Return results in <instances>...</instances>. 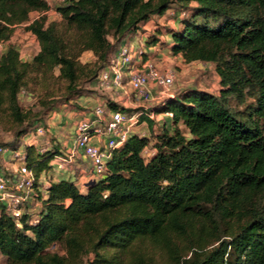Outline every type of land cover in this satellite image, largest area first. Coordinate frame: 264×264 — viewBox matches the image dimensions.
<instances>
[{
    "label": "trees",
    "instance_id": "16d2710c",
    "mask_svg": "<svg viewBox=\"0 0 264 264\" xmlns=\"http://www.w3.org/2000/svg\"><path fill=\"white\" fill-rule=\"evenodd\" d=\"M173 8L170 40L157 31L146 44L214 64L219 94L189 88L158 102L151 111L172 117L152 157L150 138L131 134L85 190L73 177L50 180L36 223L26 212L18 225L0 200L5 264H264V0H68L60 23L44 0H0V43L22 25L40 44L31 62L13 45L0 58V129L13 133L0 145L16 150L50 112L99 89L123 40ZM86 52L95 60L82 62ZM22 92L38 109L21 107ZM25 147L39 180L60 152Z\"/></svg>",
    "mask_w": 264,
    "mask_h": 264
},
{
    "label": "built area",
    "instance_id": "2783aa9c",
    "mask_svg": "<svg viewBox=\"0 0 264 264\" xmlns=\"http://www.w3.org/2000/svg\"><path fill=\"white\" fill-rule=\"evenodd\" d=\"M44 1L50 5V10H53L50 4L51 0ZM67 3L68 0H58L55 12L59 17H62V15L57 11V8ZM138 58L140 60L136 61V53L131 45H123L119 57L116 60H111L107 69L101 74L99 89L113 95L121 93L126 89L124 76L128 74L127 84L130 90L140 94L146 100H150L152 97L149 90L151 85L162 89L163 99L172 97L173 73H162L150 59H143L142 53ZM142 114L143 112H138L128 115L121 109H110L107 102L98 104L90 117L80 120L76 125L74 146L70 154L55 157L53 161L59 162L62 168L70 157L72 158L74 155L81 153L91 166L90 175L86 177L87 182L97 180L104 176L107 171V162L112 157L114 150L128 139L131 135L130 128L138 122ZM149 117L156 119L155 112H150ZM163 117H172V113H163ZM47 133L45 126H39L35 130L36 137L46 136ZM36 137L33 138L34 141ZM10 150L12 149L0 147V155L9 154ZM10 157L12 162L18 166L13 171L0 169V200L20 225V219L23 214L29 211L26 210V207L33 197H38L41 194L43 198L47 196V188L51 177L46 173L37 180L33 168L26 163L25 150L24 152H15ZM28 213L30 214V212ZM30 222L36 223L37 216L35 218L31 216Z\"/></svg>",
    "mask_w": 264,
    "mask_h": 264
},
{
    "label": "rangeland",
    "instance_id": "374dc122",
    "mask_svg": "<svg viewBox=\"0 0 264 264\" xmlns=\"http://www.w3.org/2000/svg\"><path fill=\"white\" fill-rule=\"evenodd\" d=\"M53 7V11L48 12L47 18L49 21H55V22H62V17L55 12L56 7L58 4V0H51L50 3ZM194 5V3L192 4ZM55 9V10H54ZM40 15L37 13L31 14L32 19L38 18ZM179 18H180V12L173 8L169 10L165 15L161 17H154L151 19L150 22L145 24L139 31H137L135 34L130 33L124 40L123 44L131 45L133 47V50L136 53V61L139 60L138 57H140V54L142 53L143 59H150L155 66L162 72V73H173L174 75V84L171 87V92L173 94H177L182 90H186L189 88H197L201 90H206L210 93L219 94L220 91V79L218 74L215 70V65L210 63H203V62H192L187 63L184 58L181 55H174L170 49L169 46H163L161 44H158L156 46H152V49H149V46L146 44L147 38L151 35L156 33L157 31H162L163 35L160 37L163 41H169L170 37L166 35L167 30L170 28L179 27ZM168 37V38H166ZM112 41V38H110ZM10 45L15 46L21 53V56L23 59L32 60L40 51V44L37 38L31 33L28 32L25 29V26H18L15 29V33L11 40L9 42L0 43V58L1 56L7 51L8 47ZM119 46L115 49L117 51ZM93 59V55L91 53H84L80 60L82 62H89ZM129 79V75L125 74L124 80L126 89H124L120 94L126 95L127 97L131 98V100L136 99V103H134V108H130L133 110V112L128 113V115H132V113H150L153 109V107L160 102L164 95L161 94V88L151 85L149 87L150 93H151V99L146 100L144 97L140 96V94L136 92H132L130 90V87L127 84V81ZM94 91H87L85 94H93ZM120 95V96H121ZM113 98V97H112ZM114 99H116L114 97ZM122 102V100H121ZM120 105V103H117ZM20 105L24 109H30L35 108L38 109V98L35 94L25 92L20 95ZM124 107L122 104L120 105ZM127 108V107H124ZM55 111H53L54 113ZM139 117L138 122L133 126L137 127L142 125L141 128H139V134L140 135H146L150 138L151 143L147 150L144 152L145 158L152 157L154 153V149L152 147L154 142V134L158 133L161 130V125L158 126V122L163 121V119H159L158 122H156V119L154 120V128L153 126L150 127V132L148 130V121H141ZM152 120V119H151ZM35 130L30 132L28 135H26L24 138L21 139L19 147L16 150H10L11 152L7 154V156H12L15 152H24L25 146L28 143L29 139L35 138ZM13 140V133L11 131H5L0 129V144H5L7 142H11ZM3 146V145H2ZM1 147V145H0ZM60 154H57L55 157H59ZM2 156V155H0ZM82 166L84 165L86 167L85 175L91 170L88 168L86 164L83 163L82 160H80ZM91 172V171H90ZM81 185V184H79ZM85 186V185H84ZM82 186V188H84ZM85 190V188H84ZM40 201L37 196H34L30 204L26 207V210H29L31 216L35 218L37 216V212L40 208ZM164 260L167 259V257L162 256ZM1 263L5 264V259L0 258Z\"/></svg>",
    "mask_w": 264,
    "mask_h": 264
},
{
    "label": "crops",
    "instance_id": "0c3cea01",
    "mask_svg": "<svg viewBox=\"0 0 264 264\" xmlns=\"http://www.w3.org/2000/svg\"><path fill=\"white\" fill-rule=\"evenodd\" d=\"M152 48L153 47H149V49ZM86 53H91V52H86ZM22 60L31 62L33 59L27 60L22 58ZM94 60L95 58L93 56V59L90 60L89 62ZM91 89H94L95 93L84 94L76 98L75 100L69 102L68 104L61 105L55 110L54 113L50 112L45 117L44 122L41 124L47 128L48 133L46 134V136L36 137L35 141H34L35 138L34 139L31 138L28 140L27 145H34L37 149L41 151L49 150L51 148H56L60 152L59 157L69 155L74 146V134L76 130V125L80 120L90 117L92 111L98 104L107 101H112L115 103H120V105L122 104L124 107H127L129 109L135 107L133 105H135L134 103H136V99L131 100V98L127 97L126 95H121L120 93L113 95L110 93L102 92L97 88L96 85H93ZM114 97L116 99H114ZM155 114H156V120H155L156 122H158L160 118L163 119V113L157 112ZM160 125L161 126L163 125L162 120L161 122H158V126ZM141 127L142 125L137 127L132 126L130 128V134H139V128ZM153 128H154V124H153ZM148 130L150 132V127L148 128ZM80 160H82L83 163L86 164L89 169H91L89 162H87V160L80 153L74 155V157L72 158L70 157L69 161L66 162L62 168L60 167L59 162L52 160L49 164L51 168L47 170V173L49 174V177H51V180L53 181H58L60 179H68L70 177H73L74 179L77 180L78 184H81L80 186L82 188V186H84L87 183L86 177L90 175L91 170L87 173V175H85V172H87L85 170L86 167L84 165L82 166ZM17 166L18 165L12 162V158L10 156H7V154L0 156V168H4L7 171H13L17 168ZM82 190H84V188H82Z\"/></svg>",
    "mask_w": 264,
    "mask_h": 264
}]
</instances>
